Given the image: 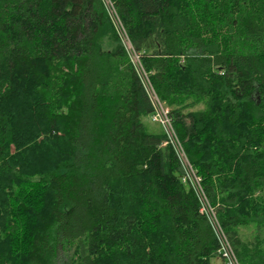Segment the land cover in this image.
Returning a JSON list of instances; mask_svg holds the SVG:
<instances>
[{"label": "trees", "instance_id": "obj_1", "mask_svg": "<svg viewBox=\"0 0 264 264\" xmlns=\"http://www.w3.org/2000/svg\"><path fill=\"white\" fill-rule=\"evenodd\" d=\"M110 1L239 263L264 264V0ZM153 111L102 0H0V264L220 258Z\"/></svg>", "mask_w": 264, "mask_h": 264}, {"label": "built area", "instance_id": "obj_2", "mask_svg": "<svg viewBox=\"0 0 264 264\" xmlns=\"http://www.w3.org/2000/svg\"><path fill=\"white\" fill-rule=\"evenodd\" d=\"M102 1L108 11V14L114 25V28L119 38L121 39L123 46L128 52L131 61L134 63L137 73L152 102L154 111L150 116V120L152 122H155L161 125L163 131L166 134L167 143H169L173 147L178 157V160L180 162L181 168L183 167L182 168V171H183L182 180L184 182L185 181L188 182L190 187L193 189V191L197 195L199 203H200V210L207 216L211 224V227L218 241L217 254L220 256L224 264H240L227 235L225 234L224 230L222 229L218 221V218L215 215L214 209L209 204L208 197L206 196L203 186L201 184V178L195 174V172L193 171L190 165L189 166H190V169H192V172H191L192 174H189L187 170L185 171L184 166H182V164L184 165L186 164L185 160L187 158H185L186 155L183 151L182 145L180 141L178 140L176 132L172 125V120L169 115V108L162 101H160L157 94L155 93L151 85V82L148 79L146 72L144 71L142 65L139 62L138 56L136 55V53L134 52L132 48V45L125 32V29L113 8L112 2L110 0H102ZM124 39H126L127 42ZM205 206L208 209V211H204L203 207Z\"/></svg>", "mask_w": 264, "mask_h": 264}, {"label": "rangeland", "instance_id": "obj_3", "mask_svg": "<svg viewBox=\"0 0 264 264\" xmlns=\"http://www.w3.org/2000/svg\"><path fill=\"white\" fill-rule=\"evenodd\" d=\"M115 29V28H114ZM120 39V38H119ZM125 41H126V39H124ZM120 41H121V39H120ZM127 42V41H126ZM122 43V42H121ZM128 45H129V43H128ZM129 47H130V45H129ZM131 49V48H130ZM144 122H145V125H146V127H147V129L148 130H152V129H156L157 128V126H159V125H157V124H155V123H152L150 120H149V118H145L144 119ZM185 158H187V157H185ZM185 162H186V164L184 165V164H182V166H184V170L186 171L187 170V172L189 173V174H192L191 172H192V169H190V163H189V161H188V159H186L185 160ZM183 168V167H182ZM184 171V172H185ZM204 208V211H208V209L206 208V206L205 207H203ZM56 264H61L60 262H58V263H56ZM210 264H224L223 263V261L221 260V258H219L218 256H216V255H214V256H212L211 258H210Z\"/></svg>", "mask_w": 264, "mask_h": 264}]
</instances>
